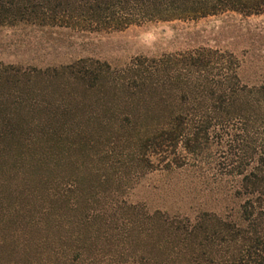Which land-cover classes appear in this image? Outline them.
Listing matches in <instances>:
<instances>
[{"label":"rangeland","instance_id":"1","mask_svg":"<svg viewBox=\"0 0 264 264\" xmlns=\"http://www.w3.org/2000/svg\"><path fill=\"white\" fill-rule=\"evenodd\" d=\"M200 46L234 55L242 83L264 79V13L100 33L0 26V63L27 70L0 89V264H176L220 248L205 235L240 223L241 177L213 159L200 174L138 160V143L185 106L186 81L138 96L112 76L88 87L64 73L88 55L120 69ZM224 66L208 77L219 80ZM64 184L72 190L62 196ZM180 221L202 227L186 239Z\"/></svg>","mask_w":264,"mask_h":264},{"label":"trees","instance_id":"2","mask_svg":"<svg viewBox=\"0 0 264 264\" xmlns=\"http://www.w3.org/2000/svg\"><path fill=\"white\" fill-rule=\"evenodd\" d=\"M229 12L264 13V0H0V26L100 33ZM221 62L224 75L219 80L209 78ZM238 67L234 55H218L207 46L160 58H139L120 69L90 55L65 65L66 75L88 87L112 76L115 83L138 96L151 88L180 90L186 81L188 88L181 94L185 106L138 143V160L161 172L195 170L200 174L203 165L213 159L222 165L221 174L241 177L236 190L245 198L240 223L225 220L207 232L206 241L220 247L216 252L192 253L176 264H264V79L253 86L244 84ZM26 71L0 63V89L5 82H18ZM126 125L133 122L128 119ZM71 187L61 185L59 195ZM201 227V221H180L176 230L191 239Z\"/></svg>","mask_w":264,"mask_h":264}]
</instances>
